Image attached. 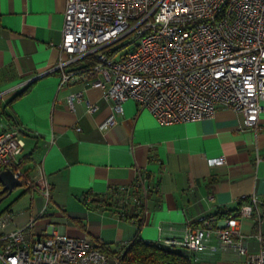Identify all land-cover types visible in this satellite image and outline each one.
Wrapping results in <instances>:
<instances>
[{
  "label": "crops",
  "instance_id": "crops-1",
  "mask_svg": "<svg viewBox=\"0 0 264 264\" xmlns=\"http://www.w3.org/2000/svg\"><path fill=\"white\" fill-rule=\"evenodd\" d=\"M64 10L65 0H0V130L22 128V169L31 178L41 173L51 184L47 200L36 186L0 195V216L8 214L0 235L32 221V238L85 237L115 250L135 236L153 243L180 239L187 220L234 211L254 195L257 210L240 229L248 249L258 250L254 233L264 229V112L257 129L243 127L241 114L222 107L201 120L160 125L132 99L115 112L98 87L79 79L59 85L52 68L66 57L59 49ZM73 92L82 99L70 109L66 98ZM85 100L96 106L94 112ZM111 115L115 123L100 127ZM218 157L223 161L210 162ZM140 176L147 189L138 194L140 214L133 198L126 216L104 204L111 191L130 190ZM210 245L196 255L182 252L192 264H245L244 255Z\"/></svg>",
  "mask_w": 264,
  "mask_h": 264
},
{
  "label": "built area",
  "instance_id": "built-area-1",
  "mask_svg": "<svg viewBox=\"0 0 264 264\" xmlns=\"http://www.w3.org/2000/svg\"><path fill=\"white\" fill-rule=\"evenodd\" d=\"M126 36L133 46L123 51L118 41ZM59 49L66 55L52 68L59 85L79 79L98 87L115 112L132 99L160 125H171L211 117L222 107L241 114L243 127L255 129L264 112V0H65ZM80 59L86 63L74 66ZM81 99V92L69 94L68 107ZM85 102L89 112L96 110ZM114 123L111 115L100 127ZM22 131L17 125L0 130V170L10 169L47 200L46 177L31 178L22 169ZM139 189L146 195L141 176ZM131 198L138 201L125 191L120 203ZM257 205L250 195L235 212L202 214L187 220L182 238H160L159 244L196 255L214 238L210 248L244 255L245 264H264V229L254 233L256 251L248 249L240 229ZM7 218L0 216V226ZM32 225L0 235V264H123L120 249L104 251L85 237L32 238Z\"/></svg>",
  "mask_w": 264,
  "mask_h": 264
},
{
  "label": "trees",
  "instance_id": "trees-1",
  "mask_svg": "<svg viewBox=\"0 0 264 264\" xmlns=\"http://www.w3.org/2000/svg\"><path fill=\"white\" fill-rule=\"evenodd\" d=\"M29 86L30 84L25 86L20 91L14 93L12 95V98H15L24 93ZM125 191L129 192V194L137 195L138 201L136 204V210L137 214H140L142 212V204L138 198V194L140 191L139 179H137L136 183L133 184L130 190L120 189L111 191L107 198L104 199V204L108 206H115L116 208H121L122 210L119 213L122 216H126L124 209L127 203H120ZM236 210L223 212L230 213L235 212ZM137 222L140 224L141 218H139ZM101 248L107 252H113L118 249L122 250L121 258L123 264H192L190 258L182 252V250L184 249L165 246L159 243L148 242L139 238L138 236H135L128 243L119 246L115 250H110L103 245L101 246Z\"/></svg>",
  "mask_w": 264,
  "mask_h": 264
},
{
  "label": "water",
  "instance_id": "water-1",
  "mask_svg": "<svg viewBox=\"0 0 264 264\" xmlns=\"http://www.w3.org/2000/svg\"><path fill=\"white\" fill-rule=\"evenodd\" d=\"M20 179L13 175L10 169L0 170V195L9 193L14 187L21 186ZM1 200V197H0Z\"/></svg>",
  "mask_w": 264,
  "mask_h": 264
},
{
  "label": "rangeland",
  "instance_id": "rangeland-1",
  "mask_svg": "<svg viewBox=\"0 0 264 264\" xmlns=\"http://www.w3.org/2000/svg\"><path fill=\"white\" fill-rule=\"evenodd\" d=\"M129 39H130L129 36H126V37H124V38H122L121 40L118 41V45L122 46V50L123 51L129 50L133 46L132 43H128Z\"/></svg>",
  "mask_w": 264,
  "mask_h": 264
}]
</instances>
